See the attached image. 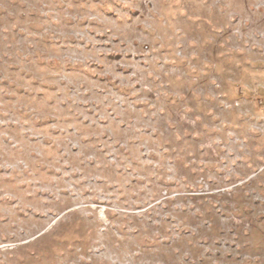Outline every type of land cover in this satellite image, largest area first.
<instances>
[{
	"label": "rangeland",
	"instance_id": "rangeland-1",
	"mask_svg": "<svg viewBox=\"0 0 264 264\" xmlns=\"http://www.w3.org/2000/svg\"><path fill=\"white\" fill-rule=\"evenodd\" d=\"M0 264H264V0H0Z\"/></svg>",
	"mask_w": 264,
	"mask_h": 264
},
{
	"label": "trees",
	"instance_id": "trees-1",
	"mask_svg": "<svg viewBox=\"0 0 264 264\" xmlns=\"http://www.w3.org/2000/svg\"><path fill=\"white\" fill-rule=\"evenodd\" d=\"M41 122H44V121H41Z\"/></svg>",
	"mask_w": 264,
	"mask_h": 264
}]
</instances>
